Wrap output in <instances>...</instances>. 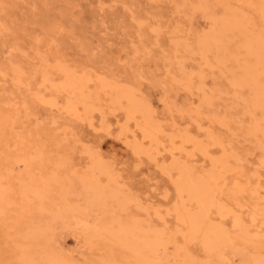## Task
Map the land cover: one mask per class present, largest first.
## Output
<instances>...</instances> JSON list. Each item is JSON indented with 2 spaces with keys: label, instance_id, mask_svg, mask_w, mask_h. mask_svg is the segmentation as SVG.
Masks as SVG:
<instances>
[{
  "label": "rangeland",
  "instance_id": "374dc122",
  "mask_svg": "<svg viewBox=\"0 0 264 264\" xmlns=\"http://www.w3.org/2000/svg\"><path fill=\"white\" fill-rule=\"evenodd\" d=\"M262 33L260 0H0V264H145L122 224L162 264H264ZM185 173L218 176L193 235Z\"/></svg>",
  "mask_w": 264,
  "mask_h": 264
},
{
  "label": "bare ground",
  "instance_id": "6f19581e",
  "mask_svg": "<svg viewBox=\"0 0 264 264\" xmlns=\"http://www.w3.org/2000/svg\"><path fill=\"white\" fill-rule=\"evenodd\" d=\"M260 1L264 2L262 0H260ZM198 3H199V0H198ZM259 5H262V4H259ZM198 44L201 46L200 48H201L202 51H206L205 48H207V44H208L207 43V38L206 37H202V38L200 37L198 39ZM246 46H247L249 52H251V53H253L255 55L254 57H256V62H255V64L253 66L247 68V70L245 71L244 75H245L246 79H248L250 81V83L252 85V88L255 91L254 93L258 94L259 96H261L264 99V82H260L259 77H258V75L260 74V71H259L260 57H264V33L249 36L248 39L246 40ZM205 53L206 52H202L203 55ZM252 61H253V59H252ZM250 64H252V63H250ZM60 85H61V87L63 89H67L68 87H71V83H69L68 81L62 82V84H60ZM122 96H125V94H120V96H117V97L120 98ZM130 105H131V107L128 110H129V112H131V114H133L135 111H137V109H136V105L137 104L130 99ZM183 169L184 168L182 167V170ZM185 174H187V173H185ZM217 177L218 176L216 174H213V175H210L208 178L202 177V176L196 177V178H190L188 176V174H187V175H185L184 178L179 180L178 183H177L179 191L180 192H187L188 195L191 198H193L196 201V203L198 204V210H196L195 212H185L184 211L185 213L183 215L179 216L181 219L184 218L183 220H187L188 225H189V235L196 234L197 231H198V228L201 226L203 220L205 218H209V216H208L209 207L211 206L213 198H214V189L212 188L210 183H211V181H214L215 179H217ZM113 202L115 203L116 201H113ZM125 206H126V204H125ZM66 208H67V206H66ZM108 208H110V207H108ZM115 213H116V211H115ZM74 216H75V218L77 219L78 222L83 223L81 225V228H82L84 234L87 236L86 237V238H88L87 240H89L91 234L99 236L100 233H101V230L102 229L104 230V226H101L99 224H95V225H91V226L87 227L85 223H87V220H90L89 216L87 218L86 217L84 218L80 213H78V215H74ZM98 218H99V216H98ZM126 225H124V224L119 225V227L115 231L113 229H111V228L107 229V230L114 237H116L118 240H121L125 236H129V237L133 238L134 241H130L131 243H128V242L125 241L124 244H125V246L127 248H129L130 251L133 252L134 257L138 261L144 262L145 264H162L156 258L148 259L147 256L143 255V249L148 248L150 250V253H152L156 257V254H157L158 251H162V250L164 251L166 249V243L174 242V237H171L165 243L163 238H162V236H161L162 233H159V234H156V235H152L150 237L149 236L144 237V239H142V241H139L138 238H137V235H138L137 232L139 231L140 227H138V225H136V224H133L132 226H128V225L126 226ZM105 226H106V223H105ZM108 226H110V225H108ZM216 231H217L216 227L215 228L212 227L209 230V232H214V233ZM107 234H108V232H107ZM32 235H34V234H32ZM101 236H102V234H101ZM176 255L177 254H174V255L171 256V264L177 263ZM61 260H62V258H60L59 256L52 255V256H50V258L48 260L49 262L48 261L47 262L48 263L57 262V261L61 262Z\"/></svg>",
  "mask_w": 264,
  "mask_h": 264
}]
</instances>
